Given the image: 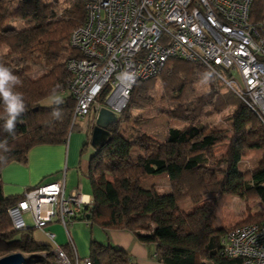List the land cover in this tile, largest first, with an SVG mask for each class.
Here are the masks:
<instances>
[{"label": "trees", "instance_id": "trees-1", "mask_svg": "<svg viewBox=\"0 0 264 264\" xmlns=\"http://www.w3.org/2000/svg\"><path fill=\"white\" fill-rule=\"evenodd\" d=\"M86 0H0V64L9 67L21 81L14 91L22 93L25 113L18 118L15 134L3 130L6 118L0 103V256L19 251L23 264H51V246L34 238V228H13L7 208L19 195L2 191L1 171L9 163L25 164L29 150L38 144L64 143L76 120L71 122L74 98L69 91L71 72L65 62L77 52L69 46L70 32L85 17ZM22 26L16 27L13 21ZM249 21L264 32V0H251ZM211 77L205 66L194 61L169 58L153 77L137 81L126 106L114 126L91 145L86 140L80 148L90 146L86 176L90 185V204H84L72 221H84L104 229H126L142 243L155 244V257L160 264H240V258L220 253L219 236L227 228L260 221L264 215V123L232 90L225 94L210 90L195 99L192 108H184V91L195 77ZM159 81L164 98L177 104L166 112L184 119L181 126H168L163 139L142 133L133 137L118 129L120 121L130 119L129 105L138 88L151 90ZM62 98L53 104V91ZM182 96H184L182 98ZM50 98L47 105L42 100ZM209 101L208 109L202 102ZM232 107L225 128L209 127L204 116ZM59 108L60 118L52 115ZM81 119V118H80ZM79 131L90 133L91 115L82 118ZM209 123V124H208ZM78 130V129H76ZM226 140L223 155L213 149ZM262 150L255 167L239 169L244 152ZM133 151H136L133 154ZM166 174L169 190L142 186L145 176ZM210 192L230 194L245 200L258 199L262 210L248 213L241 221L213 226L215 202L204 196ZM185 200L193 205L181 207ZM72 257V249L64 247ZM91 264H137L122 248L110 243L89 242Z\"/></svg>", "mask_w": 264, "mask_h": 264}, {"label": "built area", "instance_id": "built-area-1", "mask_svg": "<svg viewBox=\"0 0 264 264\" xmlns=\"http://www.w3.org/2000/svg\"><path fill=\"white\" fill-rule=\"evenodd\" d=\"M251 0H86L81 25L69 34L77 54L67 58L71 122L101 107L117 116L134 84L156 75L169 58L202 64L229 77L227 85L264 123V32L249 21ZM237 78H234V74ZM90 196L79 187L64 193V174L25 189L7 208L13 228L32 226L51 240L54 264H91L72 249L70 257L44 226L56 218L67 233ZM220 253L240 264H264V215L260 221L227 228L219 236Z\"/></svg>", "mask_w": 264, "mask_h": 264}, {"label": "rangeland", "instance_id": "rangeland-1", "mask_svg": "<svg viewBox=\"0 0 264 264\" xmlns=\"http://www.w3.org/2000/svg\"><path fill=\"white\" fill-rule=\"evenodd\" d=\"M62 3L63 0H60ZM16 27L22 26V22L19 20L13 21ZM6 51V47L4 45L0 46V55L4 54ZM221 76H211L208 75L205 77H195L188 88L184 91V101L182 102V106L186 109L192 108L194 104H196V98L201 101V96L209 92L210 90H214L215 93L225 94L227 91L231 90L227 85L226 80H229V77L226 75L224 71H220ZM234 78H237V74H234ZM51 101L50 98H45L42 100L43 105L49 104ZM208 102L204 100L202 102V109L210 108L208 106ZM177 104V100L172 98H164L162 95V87L157 81L154 85V88L151 90H145L138 88L135 93L134 100L129 105V113L130 119L120 121L118 129L120 131L125 130V134L129 136L136 137L139 134L145 133L149 135L151 138L161 140L165 136L166 129L168 126H181L183 123L182 118L171 116L170 113L166 112L168 109H171ZM232 107L224 106L219 112H216L211 115L204 116V120H208L209 127H219L225 128L227 124L226 116L231 111ZM85 121L83 119L76 120V129L79 126H84ZM85 132V131H82ZM87 140H90L91 131L87 133ZM86 137V136H85ZM91 144V143H90ZM226 140L217 145L213 149L214 156L223 155L226 151ZM90 148V146H89ZM136 151H133L135 154ZM262 150L260 149H249L246 150L238 163L239 169L246 170L249 168H253L257 165L259 157L261 155ZM82 186L79 190L82 193L90 194V185L87 179L80 178ZM69 183V181L67 182ZM69 185V184H68ZM73 184V186H75ZM81 185V184H80ZM142 186L155 187L156 191L159 193H164L169 190V184L167 176L164 174L153 175V176H145L142 180ZM76 187V186H75ZM68 188V187H67ZM204 199L209 203L215 202V212L213 220L211 221V225L213 226H228L231 224L237 223V221H241V219L246 216L248 213H254L262 210V204L258 199L245 200L243 198L230 195V194H218L216 192H210ZM181 207L185 210H190L193 205L189 202V200H185L181 203ZM23 217L28 225L31 224V219L29 221V217L26 213L23 214ZM10 219V218H9ZM11 221V220H10ZM239 221V222H240ZM12 225V224H11ZM94 230L100 229L99 226L94 225ZM55 239V238H54ZM106 242V240H103ZM56 242V239H55ZM51 247L52 245L49 244ZM52 251V250H51ZM54 254V253H53ZM25 256V255H24ZM55 257V256H54ZM55 258L51 264H54Z\"/></svg>", "mask_w": 264, "mask_h": 264}, {"label": "crops", "instance_id": "crops-1", "mask_svg": "<svg viewBox=\"0 0 264 264\" xmlns=\"http://www.w3.org/2000/svg\"><path fill=\"white\" fill-rule=\"evenodd\" d=\"M97 112L96 114L90 112L91 127ZM87 135L86 132L71 130L64 143L38 144L32 147L28 152L25 164L17 162L7 164L1 171L3 193L5 195H19L29 187L58 180L62 174H64L65 194H69L76 187L81 188L80 178H83L84 181L87 179L86 171L90 148L83 152H80V148L88 139ZM89 146L91 145L89 144ZM68 181L69 183H67ZM75 183L76 187L73 186ZM26 214L30 221V215ZM31 224H33L32 220ZM93 227L94 225H87L84 221H72L66 233L60 222L56 218H52L44 226V230L52 233L53 240L56 239L57 244L66 248L69 247V237L79 257L88 256L89 242L94 239L97 242L110 243L124 249L137 264H160L155 257V244L140 242L131 231L126 229H104L100 227V229L94 230ZM33 235L37 241L51 244V240L43 230L36 228Z\"/></svg>", "mask_w": 264, "mask_h": 264}, {"label": "clouds", "instance_id": "clouds-1", "mask_svg": "<svg viewBox=\"0 0 264 264\" xmlns=\"http://www.w3.org/2000/svg\"><path fill=\"white\" fill-rule=\"evenodd\" d=\"M20 83L19 77L9 67L0 64V103L4 105L6 114L3 130L10 135L15 134L18 118L26 111L22 93L14 91L15 87ZM51 102L57 106L63 102L62 98L55 94V90L53 91ZM52 115L54 118H60L61 113L58 107L53 109ZM0 147H4L5 151H7L6 146L0 145Z\"/></svg>", "mask_w": 264, "mask_h": 264}, {"label": "water", "instance_id": "water-1", "mask_svg": "<svg viewBox=\"0 0 264 264\" xmlns=\"http://www.w3.org/2000/svg\"><path fill=\"white\" fill-rule=\"evenodd\" d=\"M117 115L106 107H101L91 128L90 143L95 145L106 134L107 129L117 122ZM25 256L19 251L0 256V264H23Z\"/></svg>", "mask_w": 264, "mask_h": 264}]
</instances>
